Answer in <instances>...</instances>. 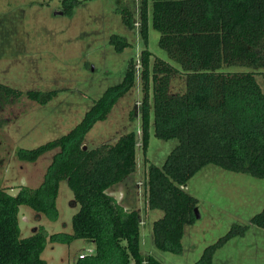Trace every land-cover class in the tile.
<instances>
[{
	"label": "trees",
	"instance_id": "obj_1",
	"mask_svg": "<svg viewBox=\"0 0 264 264\" xmlns=\"http://www.w3.org/2000/svg\"><path fill=\"white\" fill-rule=\"evenodd\" d=\"M79 3L64 0L63 13L71 16ZM149 6L150 0H141L139 28L146 45ZM151 6L159 45L181 69L160 58L152 62L147 49L140 56L142 150L147 153L150 141L151 92L155 136L179 141L162 167L148 166L147 204L150 210L164 212L153 224L156 247L180 254L185 227L197 219L198 199L184 190L191 178L212 164L264 179V91L259 73L223 70L264 67V0H151ZM118 12L129 29L136 27L138 21L128 8ZM110 43L118 52L129 46L118 35ZM136 69L137 61L132 59L123 81L108 88L69 133L35 149L17 150V159L29 163L55 153L39 187L23 186L15 196L0 189V264H47L42 254L48 241L71 245L77 239L94 243L95 251L73 264H162L141 253L139 213L125 209L108 193L137 169V133L123 135L114 145L84 148L86 135L134 87ZM179 73L186 87L173 93L171 78ZM24 94L46 104L58 92L24 93L0 83V107ZM63 180L79 205L72 219L73 233L49 234L41 226L21 238L20 207L28 206L55 221ZM251 224L264 229V209ZM248 228L235 225L195 264H213L216 251L232 238L244 236Z\"/></svg>",
	"mask_w": 264,
	"mask_h": 264
},
{
	"label": "rangeland",
	"instance_id": "obj_2",
	"mask_svg": "<svg viewBox=\"0 0 264 264\" xmlns=\"http://www.w3.org/2000/svg\"><path fill=\"white\" fill-rule=\"evenodd\" d=\"M73 14L63 13L64 0H0V83L20 90L58 94L40 104L25 94L12 98L0 107V189L17 195L21 187L41 185L55 152L34 163L19 161L17 150L35 149L58 139L75 128L95 101L105 91L120 84L129 62L137 61L134 87L114 106L108 118L98 122L86 135L90 149L114 145L131 132L138 136L137 169L132 176L108 190L125 209L135 210L141 218L140 249L162 264H195L210 245L218 242L235 225L249 226L244 236L229 240L214 255L213 264H264V229L251 224V219L264 209V179L207 165L184 187L198 199L194 224L186 225L183 250L172 254L159 250L154 242L153 224L164 216L161 210H150L147 204V171L150 164L162 167L176 148L177 139L161 140L155 136L153 93L152 122L147 153L141 144L140 56L152 53V62L160 58L178 69L159 45L160 33L153 27L149 6L148 44L140 32L141 0H78ZM128 8L138 21L134 29L123 22L118 9ZM61 12L63 14H61ZM118 35L129 46L118 52L110 43ZM230 72H256L264 91V67H224ZM185 77L171 78V91L183 92ZM58 218L51 221L28 206H21V238L30 237L41 226L49 234L73 233L72 219L79 211L66 180L60 182L57 198ZM95 245L83 239L71 245L48 241L42 254L47 264H73L81 256L94 253Z\"/></svg>",
	"mask_w": 264,
	"mask_h": 264
},
{
	"label": "water",
	"instance_id": "obj_3",
	"mask_svg": "<svg viewBox=\"0 0 264 264\" xmlns=\"http://www.w3.org/2000/svg\"><path fill=\"white\" fill-rule=\"evenodd\" d=\"M61 14H63L62 12H61ZM85 149L87 148V146H85L84 147ZM196 214H197V218L199 217V214H198V209L196 210Z\"/></svg>",
	"mask_w": 264,
	"mask_h": 264
},
{
	"label": "crops",
	"instance_id": "obj_4",
	"mask_svg": "<svg viewBox=\"0 0 264 264\" xmlns=\"http://www.w3.org/2000/svg\"><path fill=\"white\" fill-rule=\"evenodd\" d=\"M133 174H134V173H133ZM133 174H132V175H133ZM132 175H130V176H132ZM128 177H129V176H128Z\"/></svg>",
	"mask_w": 264,
	"mask_h": 264
}]
</instances>
